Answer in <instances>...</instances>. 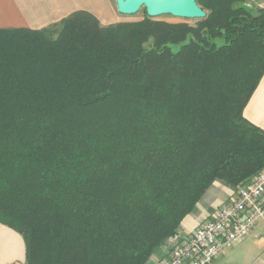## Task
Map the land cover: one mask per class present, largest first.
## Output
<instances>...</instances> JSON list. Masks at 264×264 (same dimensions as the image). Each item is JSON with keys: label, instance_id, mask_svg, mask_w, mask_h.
<instances>
[{"label": "trees", "instance_id": "1", "mask_svg": "<svg viewBox=\"0 0 264 264\" xmlns=\"http://www.w3.org/2000/svg\"><path fill=\"white\" fill-rule=\"evenodd\" d=\"M196 3L194 25L101 27L79 10L56 35L0 29V224L25 264H146L215 181L264 167V131L243 117L264 7Z\"/></svg>", "mask_w": 264, "mask_h": 264}, {"label": "crops", "instance_id": "2", "mask_svg": "<svg viewBox=\"0 0 264 264\" xmlns=\"http://www.w3.org/2000/svg\"><path fill=\"white\" fill-rule=\"evenodd\" d=\"M71 4L70 0H0V29L45 28L75 11L82 10L76 9L77 7L70 10L68 6ZM77 5L78 8H83L80 3ZM243 117L264 131V75L243 109ZM215 182L207 189L193 211L182 220L176 238L165 240L146 264H157L173 247L179 245L186 236L208 219L217 207L230 199L235 187H230L223 181ZM220 185H223V191L219 189ZM24 262L25 249L21 236L0 224V264Z\"/></svg>", "mask_w": 264, "mask_h": 264}, {"label": "built area", "instance_id": "3", "mask_svg": "<svg viewBox=\"0 0 264 264\" xmlns=\"http://www.w3.org/2000/svg\"><path fill=\"white\" fill-rule=\"evenodd\" d=\"M258 221L264 222V167L236 186L230 199L159 264H212L214 257L251 234Z\"/></svg>", "mask_w": 264, "mask_h": 264}, {"label": "rangeland", "instance_id": "4", "mask_svg": "<svg viewBox=\"0 0 264 264\" xmlns=\"http://www.w3.org/2000/svg\"><path fill=\"white\" fill-rule=\"evenodd\" d=\"M70 1L72 2V4L68 6L70 10L74 7H77L76 9L85 10L86 12L92 14L98 20L101 27H106L108 25L116 24L118 22H135L147 16L143 8H141L136 14L133 15L120 14L117 12L116 7H114L113 0ZM77 3L83 5V8H78ZM236 6H243L250 13L254 14L257 12V10L264 7V0H241V3L237 4ZM152 19L168 23H187L190 25H194L195 22L198 20L175 18L169 15H162ZM48 28L49 30L52 29L56 35V33L60 30V23H54L48 26ZM179 47L180 45H172L171 49L176 52ZM217 182L219 181H216L215 183ZM219 189L223 191V185H220ZM176 236L177 234L168 239L174 240ZM172 249L163 258H161L157 264H159L162 260L168 258ZM212 264H264V222L258 221L255 224L254 230L251 234L238 241L232 247L228 248L223 254H219L214 257Z\"/></svg>", "mask_w": 264, "mask_h": 264}, {"label": "water", "instance_id": "5", "mask_svg": "<svg viewBox=\"0 0 264 264\" xmlns=\"http://www.w3.org/2000/svg\"><path fill=\"white\" fill-rule=\"evenodd\" d=\"M116 10L123 15L136 14L141 8L150 18L169 15L181 19H202L206 13L196 0H113Z\"/></svg>", "mask_w": 264, "mask_h": 264}]
</instances>
